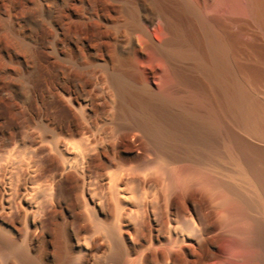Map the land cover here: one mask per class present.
I'll use <instances>...</instances> for the list:
<instances>
[{"label":"bare ground","instance_id":"6f19581e","mask_svg":"<svg viewBox=\"0 0 264 264\" xmlns=\"http://www.w3.org/2000/svg\"><path fill=\"white\" fill-rule=\"evenodd\" d=\"M162 1L153 0L159 12L163 9ZM171 1L176 3V18L165 17V21L173 31L172 38L160 46L154 42L148 32V27L155 21V14H152L145 19L142 27L144 45L146 49L162 52L174 60L188 62L189 65L178 68L177 74L182 83L197 88L201 95L195 94L192 105L188 107L182 104L180 98L155 95L151 86L134 87L123 72L112 73L111 80L121 109L114 113L110 123L111 142L115 140L116 147L127 143L138 152L136 156L115 157L110 154L109 140H106L110 134L99 125L105 112L95 106L94 90L90 87L92 81L99 85L102 79L93 71L86 72L79 67L74 72H68L61 68L58 75L49 76L46 80V106L37 108V93L43 83L40 80L42 77L38 79L34 76L39 62L37 54L26 40L13 39V47L8 49L0 75L4 74L5 80L17 77L19 85L16 88L33 107L22 106L25 110H5L0 114L2 264H11L9 259L14 264H123L124 258L135 252V247L122 238V234L129 232L125 223L136 220L134 210L128 205L133 202L137 213L143 207H150L154 194L146 187L152 184L157 172L154 166L158 165L174 181L187 183L192 177L203 176L204 182L221 187L224 196L234 197L236 205L233 211L231 204L233 214L224 227L239 235L249 253L246 264H264V147L250 143L233 131L235 128L244 136L264 144V97H258L256 92L260 87L264 90V75L244 64L235 65L231 45L233 38L227 25L221 29L200 18L192 0ZM47 2L67 6L74 0ZM247 6L264 32V0H247ZM181 17L191 20L190 29L180 25ZM97 39L99 45H103L104 40L118 42L120 36L99 31ZM124 40L135 54L144 51V45L138 47L133 35L125 36ZM11 66L16 73L10 70ZM100 69L106 71L107 66H100ZM236 72L238 75L234 80ZM13 96L17 97V94ZM61 99L68 103L78 102L79 106L72 110L63 105ZM174 106L179 109L173 111ZM93 107L94 118L90 116ZM44 117L51 122V127L42 120ZM20 118L22 127L37 122L39 129L50 135L51 141H47L49 154H45V146H38L29 133L20 131ZM66 124L69 126L67 130ZM42 137L41 144L47 139ZM150 156L154 159L151 160ZM178 161H190L192 165L182 170L179 168L182 173L173 168L175 173L171 175V166ZM208 167L215 171L223 170L229 177H237L241 184L215 182L210 174L204 172ZM72 173L78 174L101 206L107 201L112 203L113 215L112 219L104 220L100 209L87 205L83 224L78 229L82 235L78 242V254L74 246L65 243H58L53 252L51 244L41 240L40 218L48 216L56 191L66 179L70 180ZM178 183L179 188L185 185ZM104 185H108L106 191ZM140 191H143L142 195H139ZM127 192L131 193L129 197ZM228 197L224 201L227 199L225 203L230 205L233 200L228 202ZM199 215L198 223L191 214L182 227L172 223L168 225L171 237L163 249H166L169 258L192 246V239L202 246L208 242L215 225L210 215ZM31 217L38 219L34 227H31ZM135 226L137 233L141 231V225L136 223ZM22 240L25 246H20ZM152 249L153 245H150L144 253ZM36 250L38 255H30ZM142 261L138 257L129 263L142 264Z\"/></svg>","mask_w":264,"mask_h":264},{"label":"rangeland","instance_id":"374dc122","mask_svg":"<svg viewBox=\"0 0 264 264\" xmlns=\"http://www.w3.org/2000/svg\"><path fill=\"white\" fill-rule=\"evenodd\" d=\"M192 1L200 18L212 22L214 26L221 29L228 26L233 38L231 45L233 46L235 65L244 64L264 75V32L258 27L248 10L247 0ZM162 5L163 9L159 12L160 10L153 5V0H74L67 6L52 5L47 0H0V72L6 63L8 49L13 47V39L26 40L30 48L37 54L39 61L34 76H38V79L42 77L40 80L41 83L43 82L38 89L36 105L34 104L37 108L46 106L44 95L46 80L49 79V76L58 75L61 68L68 72H74L81 67L83 71L95 72L102 81L99 82V85L92 81L90 87L94 90L95 106L102 108L105 112L99 125L104 126L108 134L112 133L110 123L114 113L121 109L117 90L111 80V74L114 72H123L124 77L134 87L151 86L155 95L180 98L184 106L190 107L195 94H201L192 85L182 83L177 74L179 67H185L189 63L174 60L162 52L146 49L144 45L142 27L145 19L152 14H155V21L151 27H148V32L154 42L160 46L172 38L173 31L167 27L165 17L176 18V3L164 0ZM179 23L187 29H190L188 26L192 24L189 18L184 17L179 19ZM99 31L115 33V36H120V42H116L114 38L113 41L104 40L103 45H99L97 39ZM128 35H133L135 42H138V47L140 44L144 45H142L144 49L142 53L135 54L132 47L125 42L124 38ZM103 65L107 66L106 71L100 69V66ZM9 68L13 73L17 72L12 66ZM235 75L237 76L238 73L233 75L234 80ZM237 78L239 79V76ZM16 80L17 77L14 76L5 80L4 74L0 75V114L5 110L6 112L25 110L22 109V106L24 108L33 107L26 97L21 96L22 94L16 88L19 85ZM13 92L17 94V97L13 96ZM256 92L258 97H264L263 87L257 88ZM60 102L71 109L79 106L78 102L68 103L65 99H61ZM177 108L178 106H174L172 110L175 111ZM91 110L90 116L94 118V107ZM43 119L50 126L51 122L46 117ZM21 120L22 118L18 122L20 131L24 134L25 132L29 133L38 146H45V154H49L50 145L47 141H51L50 135L40 130L37 122L26 124L23 128ZM65 129H69L67 124ZM233 131L250 143L264 147L262 142L244 136L238 132L239 130L234 128ZM110 136L111 134L106 140H109L107 144L110 146L109 152L112 156L138 155V152L133 151L127 143L116 147L114 145L116 141L111 142L113 139ZM41 137L42 139L47 138L44 139L45 143L43 144L40 143ZM150 158L154 159L153 156ZM99 160L103 162L102 158ZM173 164L171 168H176L178 173H182L180 169L192 165L190 161H178ZM158 166L160 167V165ZM159 167L155 168L154 166L158 176H153L152 184L146 187L154 194L150 207H146L147 211L143 207V210L137 213L133 202L128 205L134 210L133 215L136 220L125 223L129 232L121 236L127 244L135 247V252L126 256L123 264H130V260L138 257L141 261L143 259L142 264H246L249 253L242 245L239 235L225 228V223L233 214L234 205H236L234 197L229 195V198L227 194L224 196L225 192L221 187L204 182L203 176L192 177L187 183L184 182V185V183L174 181ZM173 172L175 173L174 169L170 174L173 175ZM204 172L210 174L215 182L241 184L240 179L229 177L223 170L215 171L208 167ZM178 173L176 172V175ZM80 179L77 173H72L70 180L66 179L60 186L61 188L56 191L57 196L53 197V205L50 204L52 207L49 205L48 216L40 218L41 240L49 242L53 252L58 243H65L74 246L78 254V242L82 236L78 229L79 225L83 224L82 217L85 216L84 210L87 205H94L100 209L104 220L112 219V203L107 201L104 206H101L93 197V192L85 187ZM192 179L195 181L193 182ZM178 182L180 185H184V189L181 187L183 185L180 186L181 188L176 185ZM170 184L171 187H169ZM186 185H188V189ZM107 187L108 185H104L102 188L106 191ZM166 189L167 191H165ZM186 189L187 191H184ZM142 193L143 191H140L139 195ZM126 195L130 196L131 193L127 192ZM223 196L229 198L228 202L233 200L231 203L229 202L230 205L225 203L227 199L224 201ZM56 201L58 203H55ZM86 201L89 203L87 204ZM54 204L56 208L53 207ZM230 206L233 211L230 210ZM52 209L56 213L55 211L53 213ZM199 213L210 215L212 223L214 222L215 225L213 232L208 237V244L204 243L205 245L202 246L201 243L192 239V246L189 245L181 253L169 258L168 252L163 249L171 237L168 225L172 223L174 226L182 227L187 216L189 218L191 214L198 223ZM37 220L34 217L30 218L31 227H34ZM136 223L141 225V231L138 233L136 232ZM22 225L23 223L20 222V227ZM19 244L25 246L23 240ZM150 245H153L154 249L144 253ZM30 255H38V250ZM9 262L14 264L10 259ZM0 264H2L1 261Z\"/></svg>","mask_w":264,"mask_h":264}]
</instances>
